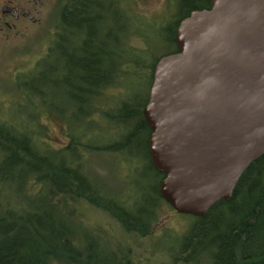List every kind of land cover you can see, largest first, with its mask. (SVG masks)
I'll return each instance as SVG.
<instances>
[{
  "label": "trees",
  "instance_id": "trees-1",
  "mask_svg": "<svg viewBox=\"0 0 264 264\" xmlns=\"http://www.w3.org/2000/svg\"><path fill=\"white\" fill-rule=\"evenodd\" d=\"M210 1L173 0L168 5L175 7L171 21L157 24L132 9L130 0H57L58 53L43 56L34 71L24 75L26 80L16 83L17 92L39 116L44 109L57 108L36 102L26 85L35 81L54 85L57 92L64 88L75 110L82 112L81 119L93 127V115L107 119L115 138L106 146H91L97 135L92 130L80 137L70 134L64 147L51 151L36 128L18 130L13 123L0 121V264H264V154L243 171L230 199L218 200L200 217L191 216L175 247L156 251L155 259L150 254L135 261L126 235L122 237L127 249H115L111 240L116 228L111 232L101 225L89 227L82 218L84 207L93 208L116 221L132 240L136 236L144 241L150 235L158 239L159 223L173 209L159 193L164 174L151 164V130L143 108L155 63L177 51L174 32L179 21L191 11L208 8ZM122 22L142 29L123 35ZM151 32L155 34L149 36ZM133 37L144 47H133ZM152 45L167 50L153 56ZM50 61V70H44ZM129 73L144 86V94H133L121 105L113 99L112 110L102 108L103 103L96 106L95 98L104 87L115 86L121 74ZM39 88L41 101L45 92ZM129 144L143 164L144 185L137 194L97 185L80 153L90 154L98 146L121 151Z\"/></svg>",
  "mask_w": 264,
  "mask_h": 264
},
{
  "label": "water",
  "instance_id": "water-1",
  "mask_svg": "<svg viewBox=\"0 0 264 264\" xmlns=\"http://www.w3.org/2000/svg\"><path fill=\"white\" fill-rule=\"evenodd\" d=\"M143 117L162 199L200 217L264 154V0H211L181 19Z\"/></svg>",
  "mask_w": 264,
  "mask_h": 264
},
{
  "label": "rangeland",
  "instance_id": "rangeland-1",
  "mask_svg": "<svg viewBox=\"0 0 264 264\" xmlns=\"http://www.w3.org/2000/svg\"><path fill=\"white\" fill-rule=\"evenodd\" d=\"M172 1L173 0H130V6L141 16L145 15L146 18L156 21L157 24H168V22L171 21V16L175 8L174 6L173 8L168 6ZM121 17L123 18L124 15L121 14ZM18 24L26 30L23 37L22 35L18 37L12 36L10 39H4L3 36L0 37V121L5 120L13 123L18 130L27 129L30 131V129L35 130L36 128V132L42 134L40 137L43 136L42 140H44V143L46 142L47 149L51 151L59 150V147L67 142L68 135L71 134L80 137L82 134L91 130L93 134L97 135L94 140L89 142V145L94 146L99 144V146H106L109 142L113 141L115 138L113 124L107 119L97 115H93L92 117L94 120V127L87 119H81L82 112L75 110V106L73 107L75 104H71L70 98L65 95L64 88H61V90L57 92L54 85L51 87L44 86L41 83L34 84L35 81H31L30 86L28 87V85H26L25 90L31 93L36 102H45L47 105L55 106L52 108L55 110L57 108V111H53L50 108L44 109L39 116H37L38 114L35 115V110L30 111L29 102L26 98L19 96L16 83H23V81L26 80L24 75H29V71H34L35 64L39 63L38 57L41 55L44 56L42 53L45 47L49 45L48 42H50L52 38L46 34L45 25H33L27 20L21 21ZM43 24H47V21H44ZM115 24L116 23H113L114 27L117 25ZM121 24L123 25L122 28L125 30L123 31V35L132 30L142 29L140 26L133 28V26L127 22H122ZM158 26L159 25L156 27ZM154 34V32H151L149 36ZM119 36L121 37L122 35L119 34ZM153 42L156 43L154 38ZM130 43L133 47H144V43L140 38H130ZM15 46L19 48L10 50ZM150 50L153 56H157L164 53L167 48H160V46L156 47L152 45ZM51 64L52 62L50 61L48 65L43 67L44 70H50L48 66ZM129 68H131V66H129ZM121 75L124 76L120 77L115 86H110L108 88L104 87L101 94L96 96V106H100L103 103L102 108H109L112 110V108L115 107L113 105V99H115V105H121L122 102L129 100L133 94L138 96L144 94V86L140 85L141 83L136 77L131 76L135 74L129 73ZM37 85L40 87L39 90L45 92L42 98L39 97L42 99L41 101H38L36 93ZM30 87L31 89H29ZM66 98L67 100H65ZM110 99L112 100L111 106ZM106 102L109 104L106 105ZM66 103L69 104L66 105ZM69 106H71V108H68ZM64 107L68 110H64ZM40 108L42 107L40 106ZM36 110L38 111V108ZM97 128H100L102 131L104 129V133L100 130L98 132ZM99 146L98 150L90 154L84 152L80 153L86 162V169L90 170V174L94 178V182L107 190H119L124 193L128 192L131 195H136L138 190L144 185V178L141 175L143 172V164L141 158L134 152L133 145L129 144L121 151L113 148L109 152L99 149ZM82 216L84 219L83 222L89 227L91 225H101L111 232L112 227L116 228V231L113 232L114 238L111 240L115 249L121 251L127 249L126 247L128 245L123 242L122 237V235H126L128 241L132 244V247H130L132 257L137 262H140L138 259L143 260L149 257L150 254H152L153 259H155L153 255H156V251H162L160 249L171 250L175 247L181 229L185 226L187 227L191 221V216L189 215L169 211L168 215L164 216L160 221L159 224L161 226L156 230L155 235L158 239L154 240L151 238L153 236L150 235L144 241H138L136 236H132V240L129 234L124 233L123 229L116 221L101 211L84 207ZM115 223L117 226H115ZM170 230L177 231L172 232Z\"/></svg>",
  "mask_w": 264,
  "mask_h": 264
},
{
  "label": "flooded vegetation",
  "instance_id": "flooded-vegetation-1",
  "mask_svg": "<svg viewBox=\"0 0 264 264\" xmlns=\"http://www.w3.org/2000/svg\"><path fill=\"white\" fill-rule=\"evenodd\" d=\"M56 3L57 0H0V37L3 36L4 39L20 35L23 37L26 30L18 24L21 21L27 20L33 25H45V32L52 39L48 42L49 45L45 47L42 54H44V57L56 55L58 50H56L54 44H57L55 38L58 36L56 30L59 26L55 24L58 18L57 8H55ZM54 19L55 23L43 24L44 21L54 22ZM18 48V46H15L10 50ZM42 57V55L38 57V61Z\"/></svg>",
  "mask_w": 264,
  "mask_h": 264
}]
</instances>
